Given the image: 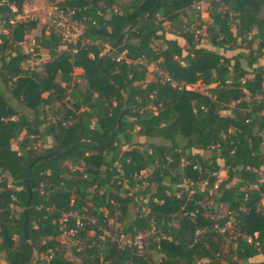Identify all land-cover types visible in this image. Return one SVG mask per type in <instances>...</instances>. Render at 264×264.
<instances>
[{
	"label": "trees",
	"instance_id": "trees-1",
	"mask_svg": "<svg viewBox=\"0 0 264 264\" xmlns=\"http://www.w3.org/2000/svg\"><path fill=\"white\" fill-rule=\"evenodd\" d=\"M28 1L0 0L7 264H264V0H160L149 16L157 0H46L74 11L87 43L60 49L42 29L33 52L24 44L37 21L10 23ZM199 1L208 23L192 8ZM41 51L49 56L41 70L26 69ZM195 83L205 91L186 89ZM84 137L68 154L34 163ZM70 213L95 224L78 228L70 217L65 229L76 232L66 246L59 221ZM110 219L114 240L102 242L98 227ZM138 234L148 235L151 254L118 242Z\"/></svg>",
	"mask_w": 264,
	"mask_h": 264
},
{
	"label": "built area",
	"instance_id": "built-area-1",
	"mask_svg": "<svg viewBox=\"0 0 264 264\" xmlns=\"http://www.w3.org/2000/svg\"><path fill=\"white\" fill-rule=\"evenodd\" d=\"M206 6V7H205ZM192 8L199 13L200 18L202 17V10H206L207 3L203 1L194 2L192 5ZM11 10L13 12H16V9L14 7H11ZM202 20V19H201ZM20 21H37L39 22L38 18L36 16H24L22 13H17L16 16L10 21L11 24L15 22ZM40 23L43 27V30L45 34H55L57 35L63 43V48H66L69 44L76 45L77 43H80L81 45L87 43V41L83 40V35L85 32V27L82 21H79L75 19L74 11H68L63 10L61 8H54L50 11H47L41 16ZM203 29L196 30L194 33V39L198 40L199 36L203 35ZM75 52V51H73ZM183 65V64H182ZM150 65L149 67H151ZM191 86H186V89H191ZM4 177V175H1L0 178ZM99 212H102L104 216H106V212L104 210H99ZM70 217L75 218V225L78 228H82V220H87L91 225L95 224V219L86 216L85 214H82L78 216L76 213H70V214H63L60 218V229L63 230V233L57 238V240L62 243L59 238L60 237H67L68 242L70 243L71 236L74 235L76 230L70 229L66 231L65 228H67V223ZM233 220H231L226 227L223 229H220L219 232H223L224 230L230 231L231 230V224ZM113 225V221L110 219L107 221L106 226H100L98 227V230L101 232V235L98 236L99 240L104 242L109 239V241L114 240V235L112 234V230L110 229V226ZM94 235L93 231L88 232V236L92 237ZM142 235L144 234H138L134 237V239H120L118 242L121 246H133L140 252L147 253V247H148V236L144 238ZM251 239H248V242H250ZM64 244V243H62ZM66 245V244H64Z\"/></svg>",
	"mask_w": 264,
	"mask_h": 264
},
{
	"label": "rangeland",
	"instance_id": "rangeland-1",
	"mask_svg": "<svg viewBox=\"0 0 264 264\" xmlns=\"http://www.w3.org/2000/svg\"><path fill=\"white\" fill-rule=\"evenodd\" d=\"M59 1V0H58ZM58 1H56V2H58ZM57 4V3H56ZM56 4H50V3H48L46 0H42V3H38L37 4V6L39 7V12H34V14H35V16L38 18V20H39V23H40V19H41V16L44 14V13H46L47 11H50L51 9H54V8H58V5H56ZM206 7V6H205ZM68 11H73V10H68ZM204 10H202V12H203ZM205 12H206V10H205ZM205 12H203V13H205ZM202 16V15H201ZM202 17H204V16H202ZM202 21L204 22V23H208L209 22V20H207L206 18H202ZM168 24H165V27H167L168 28ZM40 28H41V23H40ZM204 32H205V29H203V35H204ZM34 33L32 32L30 35H28L27 37H26V44H24V48H25V50L26 51H29V52H33V44H34V38H35V35H33ZM202 35V36H203ZM201 43H203V44H206V42H205V40H201ZM155 45L157 46V47H159L160 46V43L159 42H156L155 43ZM63 47H61V49H62ZM109 48V46L108 47H106V49L105 50H107ZM31 54V57H30V60H28L25 64H24V67L26 68V69H29V70H36V71H40L41 70V67H42V64H43V61L44 60H46V56L45 55H42V53L40 54V52L39 53H30ZM40 54V55H39ZM42 59V61H40ZM44 59V60H43ZM261 64H263L264 65V57L262 58V60H260L259 61ZM245 64V63H244ZM153 70H155L154 69V67L153 66H151V67H148V72H153ZM74 78H75V81L76 82H80L79 84L80 85H83V82H82V80H81V78H80V76L76 73L75 75H74ZM79 80V81H78ZM192 89H196L197 91H199V92H204L205 91V87L203 86V85H200L199 83H195V84H193L192 86ZM142 91H140V90H138L137 92H135L133 95L134 96H137V95H139V94H142L141 93ZM229 112L228 111H225V112H222V114H228ZM33 121L35 122V123H37V120L35 119V118H33ZM43 142H44V144L46 145V146H49L50 144H51V139L50 138H44V140H43ZM13 146H12V148L13 149H15L16 148V146H15V144L13 143L12 144ZM67 165H69V164H67ZM146 171L145 172H143V175H146ZM226 178V172L224 171V170H221L219 173H218V179H219V181H222V180H224ZM200 187H201V185H199ZM186 188H188L187 187V184H186ZM261 204H262V206L264 207V200H262V202H261ZM117 227V224H113V225H111L110 226V229H113V230H115V228ZM112 230V231H113ZM144 238H146L148 235L147 234H144V235H142ZM59 240L62 242V243H64V244H66V246H69L70 245V243L68 242V238L67 237H60L59 238ZM225 242H226V246L229 244V239H226L225 240ZM148 253H152V252H148ZM67 258H72V256H71V254H69L68 253V255H67ZM153 258H158V256L157 255H155V256H153ZM0 264H7V262L5 261V257H4V254H0Z\"/></svg>",
	"mask_w": 264,
	"mask_h": 264
},
{
	"label": "water",
	"instance_id": "water-1",
	"mask_svg": "<svg viewBox=\"0 0 264 264\" xmlns=\"http://www.w3.org/2000/svg\"><path fill=\"white\" fill-rule=\"evenodd\" d=\"M159 2H160V0H157V1H156L154 7L150 10V12L147 13L146 16H149L152 12H154V11L157 9V7H158V5H159ZM141 19H142V18H141ZM122 37H123V34H121V35L119 36V38L117 39V41H116L113 45H111L107 50L104 51L103 55H105L106 53H108V52H110L111 50H113V49L115 48V46H117V45L120 43ZM99 63H100V60H98L97 63H96V67H97V69H99ZM112 86L115 87L114 84H112ZM117 90L120 91L119 88H117ZM119 121H120V118H118L117 123H119ZM113 135H114V132L111 134V136H110V138L108 139V142L106 143V145L103 146V147H101V149H106V148L108 147V145H109V143H110V141H111ZM89 141H90V140H89L88 138H86V137L81 138V139L77 140L76 142H74V143H73V144H72L67 150H65V151H63V152H59V153H56V152H55V153H51V154H48V155H46V156H44V157L36 158V159L34 160V163L40 161V160L43 159V158H49V157H54V156H64V155L68 154L70 151H72L73 148H74L76 145H78V144H80V143H83V142H89ZM31 167H32V164L30 165V168H31ZM27 190H28V200H27V202H26V204H25V213H26V215H25V218H24V228H23V231H24V235H25V239H26V241L29 240V239H28V236H27V234H26V225H27V212H28V209H29L30 199H31V190H30V188H29L28 186H27Z\"/></svg>",
	"mask_w": 264,
	"mask_h": 264
},
{
	"label": "crops",
	"instance_id": "crops-1",
	"mask_svg": "<svg viewBox=\"0 0 264 264\" xmlns=\"http://www.w3.org/2000/svg\"><path fill=\"white\" fill-rule=\"evenodd\" d=\"M38 3H42V0H29L28 2H26L25 4H24V6H23V12H22V14L24 15V16H35V14H34V12H39V7L37 6V4ZM203 12H205V11H203ZM202 12V16H204V17H201V19L202 18H206L207 20H208V14H207V12H205V13H203ZM203 22V21H202ZM42 29H43V27H42V25H41V28H40V23L39 22H37V28L33 31V35H35V37H37V36H39L40 35V33H41V31H42ZM61 49V48H60ZM63 49V48H62ZM42 53V55H45L46 56V60H44L43 61V63L44 62H46L47 60H48V58H49V56H48V54H47V52L46 51H41L40 52V54ZM39 54V55H40ZM40 61H42V59L40 60ZM78 74L79 76H81L82 75V70L81 69H75L74 70V75L75 74ZM79 81V80H78ZM33 118L34 117H32V116H30V120H31V122H34L33 121ZM13 144V143H12ZM15 144V146H16V148L15 149H13L12 148V146L13 145H11V148H12V150H17V143H14Z\"/></svg>",
	"mask_w": 264,
	"mask_h": 264
}]
</instances>
